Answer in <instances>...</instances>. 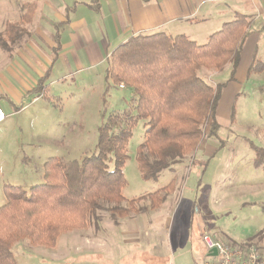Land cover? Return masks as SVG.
Returning a JSON list of instances; mask_svg holds the SVG:
<instances>
[{"label":"rangeland","instance_id":"obj_1","mask_svg":"<svg viewBox=\"0 0 264 264\" xmlns=\"http://www.w3.org/2000/svg\"><path fill=\"white\" fill-rule=\"evenodd\" d=\"M63 1L72 5L75 0ZM47 3L52 4V0H0V41L8 50L0 46L1 61L12 60L14 53L33 39L32 43L48 51V58L31 50L32 59L40 69L47 65L52 53L50 41L42 34L47 33L51 40V21L56 19ZM23 6L30 11L25 20ZM39 23L42 33L34 35ZM261 49L264 51V39ZM258 58L260 70L264 68V54L260 53ZM111 60L110 57L107 64L93 72L61 80L36 103L32 100L38 95L23 100L17 94L32 88L38 74L28 70L24 63L13 71H0V94L11 93L16 99L9 97L17 105L0 99V107L7 116L0 125V208L6 203L7 186L29 192L46 182L45 166L50 159L82 161L96 155L99 129L109 116L134 113L132 91L106 80ZM249 62L250 56L246 55L237 82L230 81L231 65L220 73L201 70L205 81L226 85L218 107L220 130L216 137L204 138L194 152L187 153L181 164L164 171L158 181L142 177L138 152L145 142L147 128L145 121L135 125L123 166L127 185L122 206L130 208L131 201L158 192L155 198L136 201L124 217L113 214L114 203L102 201L103 210L87 215L84 223L66 226L54 246L28 239L16 242L12 250L16 263L216 264L218 259L209 258L199 243L202 231L228 244L230 238L243 241L264 231V170L254 166L253 149L264 148V73L246 77ZM145 153L150 152L146 149ZM144 212L147 214L143 215ZM135 215L139 217L137 226L127 222ZM154 216H161L163 223L155 225ZM257 237L258 240L263 235ZM256 241L251 246L261 251ZM244 244L233 246L247 248ZM194 247L202 256L192 259ZM155 253H160V257Z\"/></svg>","mask_w":264,"mask_h":264},{"label":"trees","instance_id":"obj_2","mask_svg":"<svg viewBox=\"0 0 264 264\" xmlns=\"http://www.w3.org/2000/svg\"><path fill=\"white\" fill-rule=\"evenodd\" d=\"M22 8L25 20L30 11ZM251 26V18L240 15L204 45L184 35L165 33L133 36L120 45L112 53L107 81L132 91L134 113L109 116L99 129L96 155L70 162L52 158L45 166L44 184L29 192L21 187L5 188L6 203L0 208V264H17L12 250L20 240L54 246L66 226L84 223L87 215L103 210L102 201L114 203L113 214L124 217L136 201L155 198L158 192L131 201L132 208L122 206L127 185L123 166L135 125L141 120L147 128L138 152L140 171L147 181H158L164 171L194 152L204 138L216 137L221 127L217 110L226 85L207 82L200 72H222L231 65L233 80ZM0 46L7 48L2 41ZM258 67L256 61L250 74L264 70ZM42 83L35 90L40 96ZM253 149L254 166L264 170V148ZM252 242L243 247L254 245Z\"/></svg>","mask_w":264,"mask_h":264},{"label":"crops","instance_id":"obj_3","mask_svg":"<svg viewBox=\"0 0 264 264\" xmlns=\"http://www.w3.org/2000/svg\"><path fill=\"white\" fill-rule=\"evenodd\" d=\"M92 1L75 0L72 5H68L67 1L63 0H52V4L47 3L56 19L51 21L54 29L51 40L49 35H46L47 33L42 34L44 39L50 41L48 47L51 48L52 53L51 58L47 59L49 62L46 66L43 65L42 69L34 62L29 51L33 50L37 56L44 59L48 58L46 55L48 51L32 43L33 39L21 51H16L12 60L5 63L0 60V71H13L15 66L24 63L28 70L39 76L34 86L18 92V97L24 100L26 96L35 94L39 99H42L52 91L53 87L60 85L61 80L64 81V79L74 78L82 73L98 70L107 64L112 53L120 45L133 36L158 33L174 37L184 35L196 44L204 45L212 35L222 29L224 24L236 20L240 15L250 17L252 26L249 29L239 67L234 79L230 81L237 82L239 80V71L242 69L243 59L246 55L250 56L246 77H250L252 75L250 69L256 61L261 62L258 58L260 53L264 54V51L260 50L264 39V0H99L95 3ZM61 10L64 11L62 16ZM41 27L39 23V28L34 35L42 33ZM260 73H264V70ZM48 81H51L49 85ZM40 83L43 84L42 96L35 91ZM9 96L16 99L11 93ZM9 96L5 93L0 94V99L7 100L15 106L16 104ZM35 98L37 97H34L33 100ZM57 100H60L59 97ZM167 199L166 197L163 201L165 205ZM142 214L146 215L147 213ZM154 217H157L154 219L155 225L159 226L163 223L164 220L161 216ZM138 219V215H135L128 218L127 222L137 226ZM258 234L264 236V231L243 241L231 238L229 240L241 245L250 240L256 241V238H259ZM202 235H209L213 239L218 237H213L203 231L200 233L199 243L206 253L207 250L201 241ZM178 240L181 246H184L180 237ZM256 242L264 254V237ZM197 248H191L192 259L194 256H202L199 255L200 252ZM154 249L156 252L159 251L156 246ZM195 251L197 254H194ZM155 254L156 257H160V253Z\"/></svg>","mask_w":264,"mask_h":264},{"label":"built area","instance_id":"obj_4","mask_svg":"<svg viewBox=\"0 0 264 264\" xmlns=\"http://www.w3.org/2000/svg\"><path fill=\"white\" fill-rule=\"evenodd\" d=\"M38 100L39 98L37 97L32 103H36ZM6 118V114L0 107V124L3 123ZM202 243L209 254L214 249L217 250V256L214 257L218 259V263L216 264H264L263 252L259 251L254 246L237 248L228 243L213 239L209 235L202 236Z\"/></svg>","mask_w":264,"mask_h":264},{"label":"water","instance_id":"obj_5","mask_svg":"<svg viewBox=\"0 0 264 264\" xmlns=\"http://www.w3.org/2000/svg\"><path fill=\"white\" fill-rule=\"evenodd\" d=\"M210 257H216L217 256V250H213L210 254H209Z\"/></svg>","mask_w":264,"mask_h":264}]
</instances>
